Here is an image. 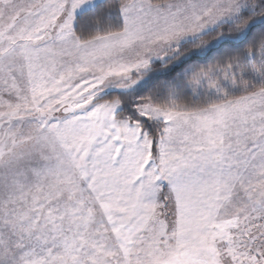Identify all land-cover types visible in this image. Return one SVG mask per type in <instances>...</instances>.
Segmentation results:
<instances>
[{"label":"snow or ice","instance_id":"6c2138e0","mask_svg":"<svg viewBox=\"0 0 264 264\" xmlns=\"http://www.w3.org/2000/svg\"><path fill=\"white\" fill-rule=\"evenodd\" d=\"M0 264H264V0H0Z\"/></svg>","mask_w":264,"mask_h":264}]
</instances>
